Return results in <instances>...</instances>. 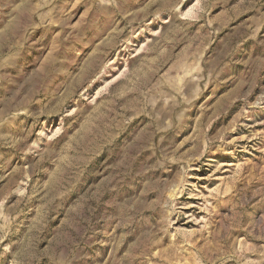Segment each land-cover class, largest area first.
<instances>
[{
  "label": "rangeland",
  "instance_id": "obj_1",
  "mask_svg": "<svg viewBox=\"0 0 264 264\" xmlns=\"http://www.w3.org/2000/svg\"><path fill=\"white\" fill-rule=\"evenodd\" d=\"M0 264H264V0H0Z\"/></svg>",
  "mask_w": 264,
  "mask_h": 264
}]
</instances>
